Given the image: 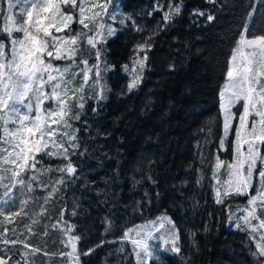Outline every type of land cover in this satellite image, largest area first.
<instances>
[{
    "label": "trees",
    "instance_id": "16d2710c",
    "mask_svg": "<svg viewBox=\"0 0 264 264\" xmlns=\"http://www.w3.org/2000/svg\"><path fill=\"white\" fill-rule=\"evenodd\" d=\"M169 4H179L181 12L165 24L163 16ZM157 5L160 10L154 11ZM64 10L74 11L70 5ZM198 12L206 15L199 16ZM249 12L253 18L245 33ZM207 14L214 16L211 23ZM114 16L115 34L98 45L104 51L103 59L112 66L102 72V83L108 88L106 99L98 102L97 89L89 90L84 108L72 112L71 117L80 113V119H70L80 145L78 154L70 159L73 166L87 167L85 178L80 174L68 178L58 171L46 173L42 179L50 187L34 184L31 195L36 200L26 209L39 213L44 207L45 214L36 217L39 223L28 232L25 225L31 223L30 218L20 216L13 224H6L0 216V237L9 241L19 238L44 254L57 255L71 251L62 243L68 239L61 231L63 221H67L76 225L71 235L80 237V253L102 241L116 240V244L93 251L86 261L80 257V264H111L116 258L118 264H132L129 243L120 241L124 232L167 216L179 234L183 255L161 256V264H256L253 242L245 231L233 229L229 221L238 202L247 205V196L229 195L223 203H216L215 188L218 180L220 184L227 180V171L225 167L216 170L215 162L217 156L231 162L234 127L238 124L236 118L227 151L220 150L223 129L219 92L227 63L242 34L248 38L264 34V0H118ZM73 28L82 30L78 23ZM145 41L151 47L137 52L136 45ZM81 48L90 64H95V49ZM145 54L148 59L141 83L128 92L131 77L123 66L131 68L133 58L142 59ZM57 63L69 62L54 61ZM40 159L38 167L44 168L56 169L68 163L62 158ZM214 171L217 178H213ZM61 175L65 183L45 204L44 197ZM72 202H77L80 215H72ZM56 224L59 227L53 228ZM5 227L16 231L4 233ZM112 247L117 248L114 260ZM22 249L18 244L0 246V258L13 250L24 263L31 264L22 258ZM44 254H34L35 264H68L67 257L56 263L53 261L57 259Z\"/></svg>",
    "mask_w": 264,
    "mask_h": 264
},
{
    "label": "snow or ice",
    "instance_id": "6c2138e0",
    "mask_svg": "<svg viewBox=\"0 0 264 264\" xmlns=\"http://www.w3.org/2000/svg\"><path fill=\"white\" fill-rule=\"evenodd\" d=\"M208 2L215 3V0ZM111 3L112 0H104L103 3L98 0H15V3L7 0L8 14L4 16L5 24L0 30V35L6 33L11 44L9 49L7 42L0 40V216L6 224H13L16 217H28L31 223L26 224L25 228L32 232L33 225L39 223L36 217L44 215L46 211L43 206L39 213L26 210L36 200L31 195L35 191L34 184L48 189L50 184L42 177L52 171L66 173L72 179L76 176L77 168L73 166L70 157L78 154L76 150L80 145L70 122L71 101L76 99V106L83 109L87 87L97 89L95 99L98 102L106 99L108 88L102 83V72L110 70L112 66L103 59L104 51L98 45L105 43L106 37L115 34L111 25L102 22L104 16L109 14ZM20 4L27 5L20 8L22 22L13 14V10ZM69 5L73 12L64 10ZM156 10H160L159 5ZM180 12L179 4H169L163 16L165 24L170 23ZM197 15L205 16L206 13L198 12ZM252 18L253 12H249L244 26L245 33L250 30ZM111 19L115 20L116 17L112 15ZM213 20L214 16L207 14V22ZM77 23L82 26L81 31L74 30L73 25ZM89 32L93 34L89 35ZM14 33H22V38H17ZM85 38L86 46L95 49V64L90 65L87 58L77 62L76 58L84 50L81 41ZM150 47V43L145 41L136 45V51L143 52ZM147 59L146 54L142 59L136 56L131 68L129 65L123 66V71L131 77L127 84L128 92H132L141 83ZM54 61L69 63L60 67ZM81 64L83 68H80ZM225 76V83L219 93L220 108L224 115V136L220 139V150L227 151L226 142L233 127V108L241 104L243 111L239 113V123L234 127L231 162L221 160L219 156L216 158L215 169L225 167L227 171V180L223 184L218 180L219 186L215 188L216 203H223V198L229 195L247 196L244 214L236 218V226L249 231L254 238V234L264 229V218L260 215L264 213V34H253L251 38L246 34L240 36L227 63ZM77 77L82 79L79 87L73 86ZM49 88L50 92L45 91ZM46 101H51L52 106L46 108ZM92 111L96 112L97 109L93 108ZM75 119H80V113L75 114ZM42 156L62 158L68 163L56 169L38 167ZM258 162L261 165L259 168ZM254 173L258 178L256 185ZM213 178H217V171L213 172ZM64 183V175L54 181L50 192L44 197L45 204ZM253 187L254 194L250 192ZM63 215L62 212L61 221ZM72 215L77 213L73 211ZM253 221L258 223L253 224ZM63 223L65 227L61 231L68 239L62 243L65 248L70 246L71 251L60 255L67 257L68 264H80L81 255H90L95 249L78 252L77 241L80 237L71 235L76 225L68 224L67 221ZM108 223L111 226V222ZM57 227L59 224L53 225V228ZM8 231L15 232L16 229L5 227L4 233ZM0 238L5 245L11 243L14 246L19 243L26 249L30 247L19 238L11 241L6 236ZM123 239L133 245L137 264H149L150 260L161 264V252L183 255L179 234L167 216L127 229ZM151 241H159L158 247L154 248ZM38 251L32 248L31 254ZM28 254L21 253L22 258ZM252 256L256 258V264H264V235H259ZM10 259L0 258V264H10Z\"/></svg>",
    "mask_w": 264,
    "mask_h": 264
},
{
    "label": "rangeland",
    "instance_id": "374dc122",
    "mask_svg": "<svg viewBox=\"0 0 264 264\" xmlns=\"http://www.w3.org/2000/svg\"><path fill=\"white\" fill-rule=\"evenodd\" d=\"M13 2H14V0H13ZM98 2H100V3H103L104 2V0H98ZM117 2H118V0H112V3L110 4V6H109V14L108 15H105L104 16V18H103V23H105L106 25H111V27L112 28H114V23H112L113 22V19H111V16L112 15H114V13L117 11ZM18 6V9L16 10V12H15V15L17 16V19H19V21H21L22 22V19H23V17L19 14L20 13V8L21 7H27V5H23V4H20V5H17ZM6 7H8V5H7V3H6ZM110 22V23H109ZM79 25V24H78ZM80 27H81V25H80ZM95 31V29H93V32ZM93 32H89V35H92L93 34ZM108 37H113V35L112 36H108ZM81 45H85L86 46V38L85 39H83L82 41H81ZM86 48H87V46H86ZM88 49V48H87ZM232 55V54H231ZM85 55L84 54H81L80 56H78V58H80V59H78V58H76L77 59V62H79L81 59H85V58H87V57H84ZM231 58V57H230ZM88 59V58H87ZM88 62H89V60H88ZM89 64H90V62H89ZM56 65H58V66H60V67H63V66H65V64L63 65V64H59V63H57ZM91 65V64H90ZM80 68H83V65L81 64L80 65ZM80 77H77V79L75 80V81H73V86H75V87H79V85L82 83V80L81 81H78V79H79ZM94 78V77H93ZM81 79V78H80ZM77 81H78V83H77ZM75 83H76V85H75ZM225 83V82H224ZM223 83V84H224ZM223 86V85H222ZM221 89H222V87L220 88V91H221ZM89 90H93V87H87L86 88V90H85V93H88L89 92ZM45 91H48V92H50L51 91V89L49 88V89H45ZM220 93V92H219ZM219 100H220V96H219ZM71 103H72V112L73 111H79L80 109L76 106L77 105V103H78V101H74V99L71 101ZM50 106H52V102L51 101H46V103H45V107L47 108V107H50ZM220 111H221V117H222V129H223V132H222V137L224 136V128H223V125H224V115H223V112H222V110H221V108H220ZM233 119H232V121H231V123H232V126L234 125V120L236 119V118H238V116H239V113L240 112H242L243 111V109H242V105L241 104H237L236 105V107H234L233 108ZM71 118H75L74 116L73 117H70V119ZM238 123H239V119H238ZM238 125V124H237ZM233 128V127H232ZM232 128L230 129V132H229V136H230V134H231V131H232ZM228 136V137H229ZM262 155H264V149H262ZM74 167H76L77 168V173H76V175L77 174H80V178H85V172L86 171H88V169H87V167L85 166V165H83L82 167H79V166H74ZM259 167H261V165L259 164V162H258V165H257V168H259ZM84 173V174H83ZM258 183V178L256 177V175H255V173H254V185H256ZM83 184V183H82ZM250 192L251 193H253L254 194V192H255V187H253V189H251L250 190ZM247 199H248V197H247ZM73 203V205H72V209L75 211V212H77L79 215H80V208H79V206H78V204H77V202H72ZM246 206H245V204H244V202H238L237 204H236V206L234 207V209L232 210L233 212H232V214H230V217H233L232 219H230L229 218V221H230V223H231V225H232V227H233V229H236V230H240V231H245L246 233H247V235H248V238L249 239H251V241L253 242V244H254V246H255V248H256V243L257 242H259V235H264V229H261L260 230V232L258 233V234H254V238H253V234H250V232L249 231H246V230H241L240 228H237V226H236V224H237V219L236 218H238V217H241L244 213H243V209L245 208ZM260 215H261V218H264V213H260ZM169 218V217H168ZM170 219V218H169ZM172 221V220H171ZM149 222V221H148ZM145 223H147V222H145ZM145 223H142V224H140V225H144ZM258 223V221H253V224H257ZM241 224H242V221H241ZM36 225H33V228L35 227ZM166 227H171V225H166ZM17 233V232H16ZM120 241H122V242H128L129 243V246H128V248H129V251H130V253H131V255L133 256V263L132 264H137V261H136V256H135V254L133 253V245L129 242V241H127V240H124V239H122V240H120ZM150 243H152L153 244V247L154 248H156V247H158V245H159V241H151ZM9 245H11V246H13L11 243H9L8 245H6V246H9ZM18 245H20L22 248H24V246H23V244H19L18 243ZM29 245V244H28ZM0 246H5V244L2 242V239H0ZM14 246H16V245H14ZM30 247L28 248V249H26V248H24L25 250H27V251H25V250H23L22 249V251H21V253H29L25 258L28 260V261H30L31 262V264H35V255L34 254H31V249L32 248H36V247H34V246H31V245H29ZM36 249H39V248H36ZM13 250H15V248L13 249ZM119 250H121L122 251V247H119ZM118 250V252H120ZM39 253H41V254H44V252L41 250V249H39V251H38ZM47 254V253H46ZM46 254H44V255H46ZM61 253H59V254H57V255H52V256H49V254H47L46 255V257H48V258H54V259H57L56 261L54 260L53 262H56V263H59L58 262V259L59 258H64V256H61L60 255ZM160 255L161 256H165V255H168L167 253H163V252H161L160 253ZM44 264H50V263H44ZM61 264V263H60Z\"/></svg>",
    "mask_w": 264,
    "mask_h": 264
},
{
    "label": "flooded vegetation",
    "instance_id": "af4514ba",
    "mask_svg": "<svg viewBox=\"0 0 264 264\" xmlns=\"http://www.w3.org/2000/svg\"><path fill=\"white\" fill-rule=\"evenodd\" d=\"M6 3H7V0H0V30L3 29L4 24H5L4 16H6L8 14V11H7L8 7H6ZM14 3H15V0H14ZM17 9H18V6L13 10V14L14 15H15V12H16ZM14 36H16L17 38H22V33H14ZM0 40L6 41L7 44H8V48L10 49L11 44H10V40H9V38H8L6 33H4L3 35H0ZM108 243H111V245L112 244H116V240H110V241H106V242L104 241L103 244H101V243L98 244V245H101V246L97 247V245H96V246H94L92 248H89V249H95L96 250V249H99L100 247H103L104 245H107ZM84 246H86V242L85 241H84ZM89 249H86V251H84V252H87ZM90 255H87V256L81 255V258L86 261V259ZM0 257H3V256H0ZM4 257H6L4 259H9V257L11 258L10 259V264H16L17 261L22 260L18 254L13 253V250L9 254L4 255ZM115 257H117V248L116 247H114V248L112 247L111 248V260H114ZM90 264H100V263L91 262ZM111 264H118L117 258L114 260V263H111Z\"/></svg>",
    "mask_w": 264,
    "mask_h": 264
},
{
    "label": "water",
    "instance_id": "95a60500",
    "mask_svg": "<svg viewBox=\"0 0 264 264\" xmlns=\"http://www.w3.org/2000/svg\"><path fill=\"white\" fill-rule=\"evenodd\" d=\"M20 264H25L22 260H19Z\"/></svg>",
    "mask_w": 264,
    "mask_h": 264
}]
</instances>
